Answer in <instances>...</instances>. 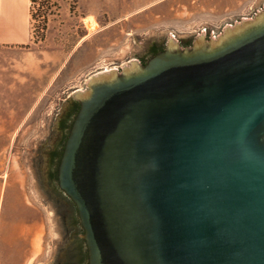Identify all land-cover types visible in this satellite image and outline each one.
<instances>
[{"label": "water", "instance_id": "water-1", "mask_svg": "<svg viewBox=\"0 0 264 264\" xmlns=\"http://www.w3.org/2000/svg\"><path fill=\"white\" fill-rule=\"evenodd\" d=\"M153 44L166 49L141 65ZM68 95L80 109L59 180L88 264H264V4L138 43ZM39 176L37 163L42 190ZM44 195L61 220L57 260L75 237Z\"/></svg>", "mask_w": 264, "mask_h": 264}, {"label": "rangeland", "instance_id": "rangeland-1", "mask_svg": "<svg viewBox=\"0 0 264 264\" xmlns=\"http://www.w3.org/2000/svg\"><path fill=\"white\" fill-rule=\"evenodd\" d=\"M27 2L29 39L18 45L0 44V175L6 179L0 213V236L6 218V263L0 264H54L63 245L60 217L34 178V157L45 144L65 95L109 70L138 43L229 24L253 16L264 4V0ZM14 89L18 95L12 94Z\"/></svg>", "mask_w": 264, "mask_h": 264}, {"label": "flooded vegetation", "instance_id": "flooded-vegetation-1", "mask_svg": "<svg viewBox=\"0 0 264 264\" xmlns=\"http://www.w3.org/2000/svg\"><path fill=\"white\" fill-rule=\"evenodd\" d=\"M163 47L162 45L153 44L149 47L146 55L138 59L139 63L145 65ZM185 48H192V45L185 44L183 49ZM116 70L119 71V68ZM79 109L80 101L73 95H68L62 99L60 108L54 117V122H52L50 131L46 136V143L38 149L37 155L34 157L35 164L38 163L39 180L43 192L58 206H60V203L66 206L65 208L68 210L67 233L72 232L71 237H75L74 244L69 243L60 250V258H57L54 264L89 263L88 246L84 239V229L77 206L62 189L59 180V166L64 148ZM71 242L73 243V241Z\"/></svg>", "mask_w": 264, "mask_h": 264}, {"label": "crops", "instance_id": "crops-1", "mask_svg": "<svg viewBox=\"0 0 264 264\" xmlns=\"http://www.w3.org/2000/svg\"><path fill=\"white\" fill-rule=\"evenodd\" d=\"M29 7L27 0H0V44L18 45L29 39ZM14 87V86H13ZM13 89V88H12ZM12 94L18 95L14 89ZM15 97V96H14ZM6 197V179L0 175V213ZM6 218L0 236V263H6Z\"/></svg>", "mask_w": 264, "mask_h": 264}, {"label": "trees", "instance_id": "trees-1", "mask_svg": "<svg viewBox=\"0 0 264 264\" xmlns=\"http://www.w3.org/2000/svg\"><path fill=\"white\" fill-rule=\"evenodd\" d=\"M31 2L32 3H34V2H37V0H31ZM45 2H54V0H45ZM31 15H32V17L34 18V13L33 12H31ZM165 49V47H163L159 52H161V51H163ZM158 53V52H157ZM157 53H155V54H157ZM154 54V55H155ZM153 55V56H154Z\"/></svg>", "mask_w": 264, "mask_h": 264}]
</instances>
